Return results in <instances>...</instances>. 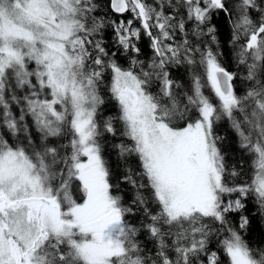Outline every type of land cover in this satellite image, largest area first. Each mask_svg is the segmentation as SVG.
Returning <instances> with one entry per match:
<instances>
[{
  "label": "snow or ice",
  "instance_id": "obj_1",
  "mask_svg": "<svg viewBox=\"0 0 264 264\" xmlns=\"http://www.w3.org/2000/svg\"><path fill=\"white\" fill-rule=\"evenodd\" d=\"M0 264H264V0H0Z\"/></svg>",
  "mask_w": 264,
  "mask_h": 264
},
{
  "label": "trees",
  "instance_id": "obj_2",
  "mask_svg": "<svg viewBox=\"0 0 264 264\" xmlns=\"http://www.w3.org/2000/svg\"><path fill=\"white\" fill-rule=\"evenodd\" d=\"M218 131L221 135L225 137H230L231 139L234 140V134L230 136V129H229L228 123L223 122V126L219 127Z\"/></svg>",
  "mask_w": 264,
  "mask_h": 264
},
{
  "label": "rangeland",
  "instance_id": "obj_3",
  "mask_svg": "<svg viewBox=\"0 0 264 264\" xmlns=\"http://www.w3.org/2000/svg\"><path fill=\"white\" fill-rule=\"evenodd\" d=\"M223 122H224V121L221 122V124L219 125V127L223 126ZM219 127H218V128H219Z\"/></svg>",
  "mask_w": 264,
  "mask_h": 264
},
{
  "label": "bare ground",
  "instance_id": "obj_4",
  "mask_svg": "<svg viewBox=\"0 0 264 264\" xmlns=\"http://www.w3.org/2000/svg\"><path fill=\"white\" fill-rule=\"evenodd\" d=\"M224 122H226V123H227V121H224Z\"/></svg>",
  "mask_w": 264,
  "mask_h": 264
}]
</instances>
